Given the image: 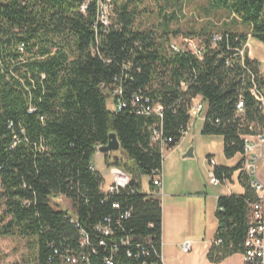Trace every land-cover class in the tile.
<instances>
[{"label": "trees", "instance_id": "trees-1", "mask_svg": "<svg viewBox=\"0 0 264 264\" xmlns=\"http://www.w3.org/2000/svg\"><path fill=\"white\" fill-rule=\"evenodd\" d=\"M99 1L0 0V240L29 239L36 264H69V255L78 264H108L109 258L113 264H163L162 200L152 192L164 155L152 128L162 121L165 136L173 138L168 149L175 147L201 98L202 133L223 137L227 159L242 156L235 168H216L217 175L231 179L241 169L246 137L264 128L263 109L251 92L254 84L264 87L260 63L241 55L249 36L264 43V0H205L202 25L187 31L173 28L179 17L166 12L178 5L182 11L184 0H164L162 22L151 27L143 25L148 11L142 0H111L108 26L99 20ZM173 37L197 39L203 57L174 53ZM116 87L128 103L121 111L114 110ZM135 94L161 105L163 118L137 114ZM112 133L119 156L105 160L132 181L106 196L93 158ZM143 176L152 177L151 194L142 191ZM239 181L243 194L218 199L215 240L222 243L213 242L208 253L214 263L245 252L255 194L243 172ZM61 196L72 203V214L53 204Z\"/></svg>", "mask_w": 264, "mask_h": 264}, {"label": "rangeland", "instance_id": "rangeland-1", "mask_svg": "<svg viewBox=\"0 0 264 264\" xmlns=\"http://www.w3.org/2000/svg\"><path fill=\"white\" fill-rule=\"evenodd\" d=\"M142 8L150 13H144L141 17L143 20L144 27L158 26L162 22V17H159L158 12L161 7V4L164 3V0H142ZM104 13L107 17L110 15L111 2L106 1ZM172 5V4H171ZM205 0H184L182 11L179 9V5L176 7L170 6L167 8L166 12L171 13L173 10L176 12L179 17L177 22L172 24L173 28H181L183 31H187L191 26L199 28L203 20L205 19L204 13ZM106 19V18H105ZM227 22L229 19H225ZM218 25H222V21L215 20ZM239 30L248 28L242 25L237 26ZM173 42H178L182 44L181 38H174ZM248 53L252 59L258 60L260 63V69L262 75L264 76V43L252 38L249 36L248 41L245 46L244 54ZM113 107V104L110 108ZM166 151V150H165ZM110 155V158L114 156H119V152H110L108 154H103L99 152L93 158V163L95 168L105 176L106 185L110 184L113 180L112 178V169L108 166L105 157ZM167 151L165 153V158L167 156ZM212 155L224 163L223 165L229 168H235L241 157L234 159L232 161L227 160L223 155L222 145L218 144L214 148ZM164 158V159H165ZM190 164L191 169L193 170V178L195 184H204L211 191L220 190L221 187L215 185H210L208 180V171L207 169L201 170L197 165L196 161L188 163ZM124 171V170H123ZM126 172V171H125ZM261 176L264 178V164L260 167ZM129 174V173H128ZM130 175V174H129ZM131 176V175H130ZM132 178V176H131ZM152 180L151 176H143L141 179L142 191L143 193H148L150 191V181ZM132 181V179H131ZM239 191V190H235ZM164 204L163 197L161 198ZM185 201L184 210L182 212L183 216V225L184 231H188V237L191 238L190 242H207L214 240L216 230H217V219L215 216L216 204L214 199L210 198L206 201L203 199L188 198L183 199ZM54 205H59L63 209H68L72 214V203L64 197H56L53 199ZM181 219V217H180ZM168 221V216H167ZM168 227V226H167ZM164 229V228H163ZM196 243V242H195ZM183 246V244H182ZM181 246V247H182ZM196 247V246H195ZM183 249V248H182ZM0 253L2 256V264H36L35 261V250L29 239L22 238L20 236H7L0 240ZM177 262L178 264H203L204 259L201 258V254L196 253V248L192 253L181 252L180 249L177 251ZM169 254L165 252V256L168 257ZM230 263L231 264H241V254H235L232 256ZM202 259V261H201Z\"/></svg>", "mask_w": 264, "mask_h": 264}, {"label": "built area", "instance_id": "built-area-1", "mask_svg": "<svg viewBox=\"0 0 264 264\" xmlns=\"http://www.w3.org/2000/svg\"><path fill=\"white\" fill-rule=\"evenodd\" d=\"M111 2V0H106ZM100 0V13L99 20L108 26L110 23L109 17L104 13L105 2ZM86 5L83 6V10L86 9ZM106 18V19H105ZM220 36H214V40L217 41ZM182 44L178 42H172L171 49L174 53H183L191 51L200 58L203 57L204 48L201 46L200 42L194 38H185L182 40ZM246 46V44H245ZM244 49L241 50V55L244 58ZM19 49L24 51V44L19 46ZM244 62V61H243ZM252 95L260 102L261 107L264 112V87H260L258 84H254L251 89ZM113 94L117 97L114 104L115 111H121L123 108L128 106V103L122 100V90L121 87H116ZM131 106L134 107V111L139 115H152L155 114L160 119L163 118V108L161 105H154L149 96L135 94L131 102ZM244 107V101L240 100L238 108L240 111ZM204 103L202 101L193 103L190 114L192 117H204ZM152 140L157 143L161 150L164 152L168 149V146L173 142V138L166 137L163 131V122L160 121L155 127L152 128ZM243 165L240 169V173L243 172L245 176L248 177L250 182V187L254 191L255 198L253 201L249 202V229L245 239V252L243 253V264H264V178L261 176L260 167L264 164V128L258 133L253 135H248L246 137L245 150L243 154ZM209 163L211 169L209 170L208 176L210 182L214 185H225L228 186L230 179L223 173L222 176H218L216 173V168L223 167L218 164L215 158L210 157ZM162 170H157L153 175V186L155 187V196H159L160 191L163 187L162 180ZM113 184L104 190L106 196L119 194L122 191L130 187L131 176L118 167H113ZM151 194V193H150ZM63 197V196H61ZM115 208H119V204H114ZM100 230H104L107 234L109 233L108 228L102 226L98 227ZM84 245L87 244V240L84 237ZM214 242L219 245L222 243L221 239H216ZM183 251L189 253L192 251V243L187 241L182 246ZM144 249L145 248H141ZM145 254H149L148 251H144ZM81 258L87 260V257L82 254ZM66 262L69 264H78L80 261L77 257L66 256ZM161 260L163 262V254L161 255ZM108 264H113L112 259H107Z\"/></svg>", "mask_w": 264, "mask_h": 264}, {"label": "crops", "instance_id": "crops-1", "mask_svg": "<svg viewBox=\"0 0 264 264\" xmlns=\"http://www.w3.org/2000/svg\"><path fill=\"white\" fill-rule=\"evenodd\" d=\"M200 101H202L201 98H197L195 100V102H200ZM204 120H205L204 117H197V116L192 117L188 130L182 137L181 141L175 147L166 150L168 154L166 158H165L166 151L163 152L165 158L163 160L162 173H161L163 180V187L158 197L160 198L163 197L164 200V204L162 201L163 228H164L162 254H163L164 264H178L176 258L177 257L176 253L178 249H180V251L182 252L183 251L181 247L182 244H184L187 241L190 242V240H192L187 236L188 231H184L182 212L184 210L185 201H183V199L196 198V199H203L206 201L207 199L212 198L214 199L215 204L217 206L219 197L230 194H243L245 192L244 187L241 185L239 181L240 169L235 170L233 172L228 186L218 185V187H221L220 190L211 191L207 187H205L204 184L194 183L193 170L191 169L190 164L188 163L196 161L197 165L199 166V169H201L202 171L207 169L208 173L209 170L211 169L208 160L210 157L215 158L219 165L225 166L223 165L224 163H222L215 157V155H212L215 146H217L218 144L222 145V150L224 155L223 137L219 135H204L202 133ZM190 148H193L194 155L192 157H184ZM238 157L239 158L241 157L242 159L241 155H237L236 157L227 160L232 161L234 159H237ZM103 177L105 179V176ZM208 180L209 183H211L209 176H208ZM110 184H113V180ZM110 184L108 185L104 184V190H106ZM210 185L214 186V184L212 183ZM216 186L217 185H215V187ZM235 190H239V191H235ZM155 191L153 192L155 193ZM148 193L150 194L151 190ZM167 216H168V221H167ZM215 216H216V211H215ZM217 229H218V221H217ZM214 240L207 241L202 244L201 242L198 241H195L196 243L194 241L191 242L192 251L189 253H192L196 248V253H198L199 255L201 254V258L204 259L203 264H231L230 261L233 258L232 257L233 255L226 258L220 263H214L210 261V259L208 258V253L212 247ZM165 252L169 254L168 257L165 256ZM181 264L183 263L181 262ZM241 264H243V254H241Z\"/></svg>", "mask_w": 264, "mask_h": 264}, {"label": "water", "instance_id": "water-1", "mask_svg": "<svg viewBox=\"0 0 264 264\" xmlns=\"http://www.w3.org/2000/svg\"><path fill=\"white\" fill-rule=\"evenodd\" d=\"M120 148H121V144L117 135L115 133H112L109 136V142L106 145H102L99 147V152L103 154H108L110 152L119 151ZM193 155H194L193 148H190L184 157H192Z\"/></svg>", "mask_w": 264, "mask_h": 264}]
</instances>
